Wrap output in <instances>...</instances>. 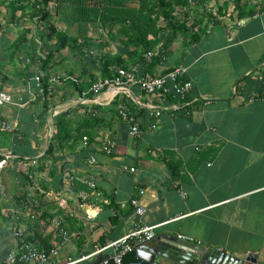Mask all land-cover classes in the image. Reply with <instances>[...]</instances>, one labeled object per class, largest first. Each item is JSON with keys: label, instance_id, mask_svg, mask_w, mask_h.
<instances>
[{"label": "crops", "instance_id": "obj_1", "mask_svg": "<svg viewBox=\"0 0 264 264\" xmlns=\"http://www.w3.org/2000/svg\"><path fill=\"white\" fill-rule=\"evenodd\" d=\"M261 2L252 14L210 26L195 44L178 38L152 70L139 67L141 75H166L183 65L190 84L188 103L137 86L130 95L120 93L139 136L120 118L114 90L99 98L89 92L103 76L102 62L121 57L133 66L137 60L121 56L111 39L104 42L99 28L91 32V22L69 21L48 41L37 26L20 35L10 26L8 34L0 33V93L12 97L0 105V119L12 127L0 132V264H8L18 245L15 227L49 248L59 240L49 219L78 202L84 206L68 218L72 239L60 248L61 264H101L114 249L94 253L138 224L156 226V239L183 234L207 249L255 253L264 262ZM62 34L65 47L58 42ZM39 75L43 85L50 83L48 94L40 91ZM134 197L144 203L143 215L131 205ZM33 199L41 213L35 221L28 218Z\"/></svg>", "mask_w": 264, "mask_h": 264}, {"label": "trees", "instance_id": "obj_2", "mask_svg": "<svg viewBox=\"0 0 264 264\" xmlns=\"http://www.w3.org/2000/svg\"><path fill=\"white\" fill-rule=\"evenodd\" d=\"M54 1V2H52ZM190 0H0V12L3 13L4 8L11 18V23H16L20 16H30L34 23H38L37 31L40 32V37L45 40L49 38L52 31H48L45 21L50 18L49 5L52 2L58 10V15L65 12L70 16V21H89L91 23H103L108 27L109 34L114 41L119 40L118 49L120 55L123 53L136 57V63L133 66H127L126 63L119 57L114 62L105 60L102 62L103 76L112 77L115 74L116 67H139L152 70L157 64L162 62L164 55L168 54L170 48L181 36L185 45H191L199 42L205 36L210 26H215L222 23V20L214 12H208V22L205 25H200L201 21L188 25L187 22L174 19L173 12L175 6L180 5L183 9L188 8ZM235 11L238 12V17L242 18L248 14L255 12V9H249L248 3H243V0H231ZM31 8L29 12H26ZM225 8H220V14L225 15ZM249 10V11H248ZM5 11V14H6ZM185 16L188 18L190 10L185 9ZM161 20L164 24L161 25ZM212 23V25H210ZM118 24L126 26L125 34L119 37V33L114 30ZM60 47H65L68 37L62 34L58 38ZM77 41V40H75ZM151 58L147 57L149 52H154ZM51 52H49V60ZM113 65V66H111ZM141 68V69H142ZM143 72L142 74H145ZM98 81L94 80L93 83ZM50 83H45L44 91L48 94ZM93 85V84H92ZM91 85V87H92ZM90 87V89H91ZM89 89V92L94 93ZM188 96V95H187ZM115 102L126 104L133 113L132 107L121 99L120 94L115 98ZM190 109L191 105L186 106ZM178 169L173 171V178H178L176 173ZM114 203V200H112ZM137 256V252L128 253L124 257L125 264L133 261Z\"/></svg>", "mask_w": 264, "mask_h": 264}, {"label": "built area", "instance_id": "obj_3", "mask_svg": "<svg viewBox=\"0 0 264 264\" xmlns=\"http://www.w3.org/2000/svg\"><path fill=\"white\" fill-rule=\"evenodd\" d=\"M153 52L147 54L148 58L153 56ZM163 59H165L163 57ZM187 68L183 65H179L170 70L166 75H141L137 67H116L115 74L112 77L99 78L98 81L93 83L91 91L97 98L101 97L107 90H114L116 95L125 93L130 95V91L133 87H140L141 90L146 94H158L162 97H173L184 103H188L187 95L189 92L190 84L186 78ZM60 77H52L51 81L55 82ZM36 80L40 87V91L44 94V86L41 82L42 77L36 76ZM76 81V80H75ZM12 99L11 95L6 93H0V105L10 102ZM95 100V102H97ZM91 113L97 114L96 109H91ZM118 114L120 118L129 123L131 126V134L133 136H139L141 134L140 126L126 104H120L118 106ZM157 116L161 115L160 111L156 112ZM153 128H157V125H153ZM12 127L6 119H0V132L11 130ZM89 138L85 136L83 138V144L88 145ZM110 143H112L110 141ZM113 147V143L112 146ZM97 159L93 157L91 163H95ZM134 171V169H131ZM92 188H96L94 182L88 183ZM145 190H140L141 195H145ZM131 205L135 209L138 215H143L146 211V207L139 198H132L130 201ZM39 204L33 199L32 205L30 206L28 218L35 221L38 220L41 213L38 209ZM84 206L83 203H76L75 206L69 205L65 207L64 212L54 215L49 219V227L53 232L56 233L58 241L52 243L47 247H41L35 242L29 239V235L26 230L22 227H15L14 235L18 239V245L11 249L6 258L8 264H61L59 263L60 248L62 245L68 243L72 239V234L67 226V217H73L78 215V209ZM156 226L138 224L135 229L123 236L120 239L111 241L107 246L98 249L94 254L101 253L107 248H113L114 254L103 262L113 259L116 262H122L124 257L128 253L136 251L141 245L154 241L157 237ZM180 239L195 242L194 238L180 234ZM87 258V257H86ZM81 260H70L67 264H77ZM102 262V263H103Z\"/></svg>", "mask_w": 264, "mask_h": 264}, {"label": "rangeland", "instance_id": "obj_4", "mask_svg": "<svg viewBox=\"0 0 264 264\" xmlns=\"http://www.w3.org/2000/svg\"><path fill=\"white\" fill-rule=\"evenodd\" d=\"M54 2V1H52ZM243 3H248V7L249 9H254V8H259V6H261V0H243ZM55 5L53 6V3H51V6L49 5V10H50V18L49 20L46 21L47 25L46 28L49 30H51L52 32H57L59 31V27L60 29H64V26H68V24L70 23L69 18L70 16H66L67 14L65 12H61V14H63V17H60L61 15H59V19H52V17H54L55 11L58 15V10H56V8H54ZM220 8H225L226 10L224 11L225 15L220 14ZM185 9H189L190 10V15L187 18L184 14ZM185 9H183L182 7H180V5L175 6L174 12H173V16L174 19L180 20L182 22H187L188 25H192L194 23H198L199 21H201L200 25H205L208 22V17H207V13L208 12H214L215 14H217L219 16V18L227 23V22H235L236 18L238 17V12L235 11L234 9V5L232 3L231 0H190L189 1V6L188 8L186 7ZM31 10V8H28L26 10V12H29ZM3 13L0 12V33H9L11 29H9L8 27L10 26L12 28V30L17 33V34H21L25 31V29H32L35 30L36 24L33 23V21L31 20L30 16H20V19L14 23L12 25H10L9 23H11V16L10 14L3 8L2 9ZM6 11V14H5ZM249 11V10H248ZM63 22H66V24H62ZM60 22V23H59ZM67 22H69L67 24ZM92 27H90V31L93 32V26L99 28V33L100 35L103 37L104 42H107L109 38L113 41V43L118 46L119 44V40L114 41L115 39L112 38L109 34L108 31V27H105V25L103 23H91ZM164 24V21L161 20V25ZM212 25V23L210 24ZM124 26V25H123ZM122 24H118L115 28V32L119 33V37L122 36L123 34H125V28L126 26L123 27ZM61 31V30H60ZM21 32V33H20ZM55 32V33H56ZM105 37V38H104ZM181 37V36H180ZM179 37V38H180ZM50 38V36H49ZM47 37H45V39H48ZM33 45V43H32ZM111 46V45H109ZM1 61V59H0ZM68 218L67 217V226L70 225L68 222ZM69 228V226H68Z\"/></svg>", "mask_w": 264, "mask_h": 264}, {"label": "water", "instance_id": "obj_5", "mask_svg": "<svg viewBox=\"0 0 264 264\" xmlns=\"http://www.w3.org/2000/svg\"><path fill=\"white\" fill-rule=\"evenodd\" d=\"M155 246L141 245L136 258L128 264H264L258 254L246 253L244 256L225 251L207 249L191 241L172 236L158 237ZM101 264H125L109 259Z\"/></svg>", "mask_w": 264, "mask_h": 264}]
</instances>
